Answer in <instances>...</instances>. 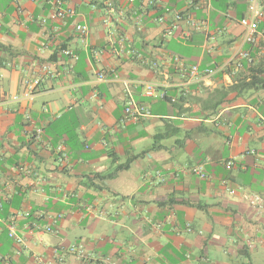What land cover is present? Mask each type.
<instances>
[{
  "label": "crops",
  "instance_id": "crops-1",
  "mask_svg": "<svg viewBox=\"0 0 264 264\" xmlns=\"http://www.w3.org/2000/svg\"><path fill=\"white\" fill-rule=\"evenodd\" d=\"M190 1L60 0L58 18L0 0V264H264L247 203L264 198V18L249 43L248 0ZM124 80L154 85L129 89L147 117L125 119Z\"/></svg>",
  "mask_w": 264,
  "mask_h": 264
},
{
  "label": "built area",
  "instance_id": "built-area-1",
  "mask_svg": "<svg viewBox=\"0 0 264 264\" xmlns=\"http://www.w3.org/2000/svg\"><path fill=\"white\" fill-rule=\"evenodd\" d=\"M190 3H193V0L190 1ZM55 4L57 6V10L55 13V16L58 18H64L66 16H71L74 14L73 10H64L61 7H59L60 0H55ZM181 18L180 14L175 15V20H178ZM190 24L194 28H201L203 26L202 21L196 20L191 18L190 16L187 17ZM264 18V0H248L247 3V14L244 15L239 19V24L243 28V38L246 42L253 43L256 39V33H257V27H258V21L260 19ZM175 24L171 23L168 28H166L163 35H170L175 28ZM75 29L82 35H85L88 31V28L86 25L76 24ZM65 54L71 55V52L69 50L65 51ZM152 68H157L158 65L156 62L151 63ZM213 73V69H204L199 70L197 65H190L188 69V75L189 79H199L202 76L211 75ZM115 75V74H114ZM98 78L102 79L104 78V74L100 73L98 74ZM26 89L21 94H16L12 96L13 100H20L21 98H30L32 91H33V85L37 84V80H33L31 82L24 81ZM142 81H130V80H124L123 85L125 87V90L127 91V99L125 101L124 106V112H125V119L128 120H138L141 116L147 117L149 115V111L146 108V106L142 103L136 102L132 96L129 93L130 87L137 86L138 84H142ZM144 85V93L147 96L152 95L154 92V85L151 83H143ZM160 97L164 98L166 97V94L164 91H161ZM41 132L40 127L35 128V133L39 135ZM227 164H231V162H227ZM190 172L193 174L198 175L200 178H209L208 174L203 170L202 165H194L190 167ZM229 192L232 194L234 193V190H229ZM247 203L248 205L257 210L262 211L264 210V198L257 195L252 194L247 196ZM8 228V235L10 238L14 240L15 243L20 244L22 242V239L20 236H18L15 233V225L13 222L9 223L7 225ZM189 230V226L187 227ZM45 230L50 231L51 229L49 227H45ZM68 253H75L79 257L84 256V249L81 245H72L69 246L67 249H65Z\"/></svg>",
  "mask_w": 264,
  "mask_h": 264
},
{
  "label": "trees",
  "instance_id": "trees-1",
  "mask_svg": "<svg viewBox=\"0 0 264 264\" xmlns=\"http://www.w3.org/2000/svg\"><path fill=\"white\" fill-rule=\"evenodd\" d=\"M262 85V84H261ZM260 85V86H261ZM263 86V85H262ZM248 88H258V86L257 85H255V82L254 81H251L250 83H248V86H247ZM164 98H166V97H164ZM136 157V155L135 156H133V157H131L130 159H128L125 163H123V164H121L119 167H118V169H124V168H127V166H128V164H129V161L131 160V159H133V158H135Z\"/></svg>",
  "mask_w": 264,
  "mask_h": 264
}]
</instances>
